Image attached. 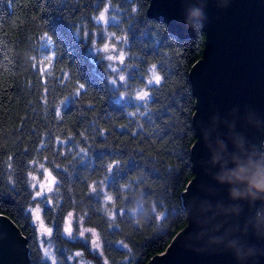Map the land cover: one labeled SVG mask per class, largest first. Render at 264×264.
<instances>
[{"label":"trees","instance_id":"trees-1","mask_svg":"<svg viewBox=\"0 0 264 264\" xmlns=\"http://www.w3.org/2000/svg\"><path fill=\"white\" fill-rule=\"evenodd\" d=\"M107 6L116 17L110 27L127 40L124 88L112 87L104 62L89 53L102 34L96 18ZM149 8L150 0H0V215L25 238L29 264H51L28 211L34 205L29 173L42 175L43 168L60 182L49 195L55 208L42 213L53 228L56 264H73L69 255L86 249L63 233L68 212L98 231L104 258L98 264H127L129 257L147 264L187 226L197 140L190 72L205 35L198 21L193 37L180 38ZM153 66L162 80L148 87ZM138 88L151 99L137 101ZM113 160L120 171L109 178ZM163 214L166 219L154 218Z\"/></svg>","mask_w":264,"mask_h":264},{"label":"water","instance_id":"water-1","mask_svg":"<svg viewBox=\"0 0 264 264\" xmlns=\"http://www.w3.org/2000/svg\"><path fill=\"white\" fill-rule=\"evenodd\" d=\"M149 14L180 38L193 37L200 21L205 39L190 72L197 140L187 226L147 264H264V192L215 178L264 169V0H150ZM0 264H29L25 238L4 215Z\"/></svg>","mask_w":264,"mask_h":264},{"label":"snow or ice","instance_id":"snow-or-ice-1","mask_svg":"<svg viewBox=\"0 0 264 264\" xmlns=\"http://www.w3.org/2000/svg\"><path fill=\"white\" fill-rule=\"evenodd\" d=\"M109 8H106L104 11L100 12L98 18H96V22L100 23V22H104L107 23L109 20H113L116 17L115 16H107L106 17V13L109 12ZM133 13L137 12L136 8L132 9ZM120 45H123L125 43H127V41H119ZM156 46L159 47L161 46L162 42L160 40L155 41ZM102 51L104 53H116L117 52V44L113 43L111 45V47L109 46L108 43H105L103 45ZM107 60L108 61H113V62H118L121 66L120 68L114 67L112 65H110V67L112 68V72L116 74V76L113 78V80L111 81L112 84H120L122 86H125L127 81H126V77L123 75H119L120 71H124L126 68V57L124 54L123 50L119 51V54H109L107 55ZM155 67L153 66L151 72H152V78L147 81V86L148 87H154L155 85H159L161 83L162 77L157 74V72L155 71ZM153 81L155 82V84H153ZM81 88L84 87V85L80 86ZM135 99L137 101H146L147 99H151V97H149V92L148 91H141L137 94V96L135 97ZM139 105V104H138ZM140 107V106H137ZM139 114V113H138ZM57 115H59V111H57ZM146 116L151 115V113H146ZM84 154V149H80V155L77 156V160H79L81 158V156ZM11 159V158H10ZM76 161H73V163H75ZM94 167V165H93ZM120 171V161L119 160H113L111 164L108 165V176L109 178L112 177V175L115 173L118 175ZM42 175H44L46 177V184L37 180V177L35 175H32L31 173H29L30 179L33 182L31 184V188L34 191V195H32V193L30 192L29 195L32 196V203L36 204L37 206L35 208H30L28 209V211L30 212V214L34 217L35 221L40 222V229H41V234H42V240H43V235L47 234L49 237L52 235L53 233V228L51 227H46L44 221L41 219L42 213H47L49 211H52L53 208H55V197L53 196H49V193H55L56 189H58L60 187V182L56 179L55 176H53L52 172H50L47 168H43L42 171ZM74 178H75V174H74ZM89 189L92 193H96V199L97 201H99V196L100 193L97 192V189L94 185H89ZM113 200V197H111V200H106L105 203L111 202ZM127 203V201H126ZM40 205H43V208L40 207ZM60 207H63V205L61 204ZM126 213V209L124 210V212L120 213V214H125ZM74 214L72 212H68L66 216H64V227H63V233L68 236V237H73L74 235V229H73V223H74V219H73ZM59 218V212H57V219ZM114 215L112 213V218L114 219ZM157 220H161V219H166L167 216L166 214H163L161 217L157 218L154 217ZM81 221H83L85 219V217H81L80 218ZM57 227H59V225H57ZM76 231L78 232V239L79 238H83L84 239V244L85 246H87L88 244V235L90 234L91 236V245H92V252L90 253L91 255H96V251L98 249L101 248V240H100V236L98 235V233L96 232V230L94 228H82L79 227L76 229ZM112 231L114 230H110L109 234H112ZM124 247L127 248V245H124ZM129 252H131V249H128ZM51 254L49 253V251L47 249H45L44 252V256L45 258L49 257ZM82 253L80 252H76L74 254V257H79L81 256ZM102 255V253H101ZM73 257V258H74ZM51 264H56V261L53 260L51 261ZM104 264H108L107 260H105ZM127 264H133V261L131 259V257L128 258L127 260Z\"/></svg>","mask_w":264,"mask_h":264},{"label":"rangeland","instance_id":"rangeland-1","mask_svg":"<svg viewBox=\"0 0 264 264\" xmlns=\"http://www.w3.org/2000/svg\"><path fill=\"white\" fill-rule=\"evenodd\" d=\"M106 8L110 9L109 12L106 13V17L107 16H114V13H113V11L111 10V8L109 6L105 7L102 11H104ZM110 23H116V18L113 19V20H109L107 23L100 22V24L102 26L101 27L102 34H101L100 37L96 36L94 38V40H93V42H92V44L90 46L89 53H90V57L93 59L94 62L97 63L98 60H101V61L104 62V67L106 68V75H107L108 81L111 84V86L114 87V88H118L120 86L124 88L127 85V83H126L125 86H122L120 84H112L111 83V81L116 76V74L112 72V68L110 67V65H112L114 67H117V68H120V67H123V66H121L118 62L108 61L106 57L109 54H119V51L123 50L124 54H125V57L127 59V43H125L123 45H120V43H119V41H127V40H126V37H125V35L123 33H121L120 31L116 30L115 28H111L110 27ZM105 43H108L110 47H111V45L113 43H116L117 44V52L116 53H111V52L104 53L102 51V48H103V45ZM125 64H127L126 61H125ZM126 67H127V65H126ZM119 75L125 76L126 77V81H127V69L126 68H125L124 71H120ZM151 78H152V72H151V77L148 79V81ZM153 83H154V81H153ZM141 91H147V89L146 88L133 89V96L136 97L137 94L139 92H141ZM121 96H123V94ZM32 175H35L37 177V180H39V181H41V182L46 184V177L44 175H37V174H32ZM32 183L33 182L31 181V184ZM48 195H50V193ZM36 206L37 205L34 204L31 208H35ZM40 207H41V205H40ZM41 219L44 221L43 216H41ZM73 219H74V223H73L74 235H73V237H71V239H78L77 238L78 237V232L76 231L77 228H79V227L91 228V227L84 226L82 224V222L80 220H78L75 216H73ZM32 220L35 223L36 228L38 230V233H39V235L41 237L40 246L42 248L43 253L45 252V249H47L49 251V253L51 254L46 259L48 261H50V262L55 260V256H54V253H53V247L49 243V241H50L49 240V236L47 234H44L43 235V240H42L40 222L35 221L33 216H32ZM44 223H45V221H44ZM45 226L49 227L48 224H46V223H45ZM96 232L98 233L97 230H96ZM98 235H99V233H98ZM87 239H88V244H87V246H85L86 249H84V248L76 249L69 255V259L68 260H69L70 263H73V264H98V263H102L103 262L104 258H103L102 248H100V249H98L96 251V255L95 256L91 255L90 253L92 252V245H91V239L92 238H91L90 234L88 235ZM79 240L84 242L83 238H79ZM76 252H80V253H82V255L79 256V257H74V254ZM101 253H102V255H101Z\"/></svg>","mask_w":264,"mask_h":264},{"label":"clouds","instance_id":"clouds-1","mask_svg":"<svg viewBox=\"0 0 264 264\" xmlns=\"http://www.w3.org/2000/svg\"><path fill=\"white\" fill-rule=\"evenodd\" d=\"M217 158H214V160ZM248 171V169L243 168V167H237L236 169L230 171V172H221L218 174L215 178L217 179L218 182H233L235 181H244L248 180L250 189L255 188L259 192H264V169L259 168L257 166V171L253 173L252 176H246L245 173ZM231 194L233 197H238L241 196L242 193L238 192L235 188L231 190ZM249 195H252L255 197V192H252L249 190ZM105 200H111V195L105 194ZM105 212L109 219L112 218V212L110 209H105Z\"/></svg>","mask_w":264,"mask_h":264}]
</instances>
